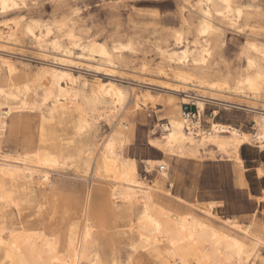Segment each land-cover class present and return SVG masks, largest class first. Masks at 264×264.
Instances as JSON below:
<instances>
[{
    "label": "bare ground",
    "instance_id": "1",
    "mask_svg": "<svg viewBox=\"0 0 264 264\" xmlns=\"http://www.w3.org/2000/svg\"><path fill=\"white\" fill-rule=\"evenodd\" d=\"M30 1L36 0H0V264H264L256 219L244 224L223 218L215 212L222 203L191 202L165 189L170 158L205 155L234 162L239 184L248 187L241 149L264 150V44L246 42L245 71L233 82L211 71L224 26L239 28L245 6L239 0H184L183 11L197 19L184 16L174 41L156 44L160 63L127 64L126 72L125 52L143 44L126 39L110 48L83 33L73 18L7 17ZM23 36L40 52L36 71L14 56ZM84 66L112 78L91 79L77 71ZM154 74L179 96L159 104L150 87L127 81L152 85ZM208 102L255 113L254 131L215 121L218 109L204 126ZM150 104L160 105L167 120L149 138L165 156L144 160L147 173L157 172L152 182L142 177L138 159L126 154L137 116ZM184 104L197 106L200 118L191 121ZM102 121L112 130L99 139ZM9 144L15 148L6 149ZM65 169L88 182L84 204L53 180ZM258 174L264 177L263 167ZM123 246L129 247L125 257Z\"/></svg>",
    "mask_w": 264,
    "mask_h": 264
},
{
    "label": "rangeland",
    "instance_id": "2",
    "mask_svg": "<svg viewBox=\"0 0 264 264\" xmlns=\"http://www.w3.org/2000/svg\"><path fill=\"white\" fill-rule=\"evenodd\" d=\"M30 2L31 4L29 3L22 10L11 12L7 17L12 18L21 14L26 15L28 18L40 17L49 21L73 18L78 22V26L83 33L86 32L87 36L106 43L110 48L115 41L122 40L126 42V39L127 41L134 39L140 45L143 44L138 46L137 51L134 53L125 52L124 63H121V68L126 72H128L127 64H133L134 66L137 64L136 67H140L143 62L151 61L150 63L153 66L160 63L161 58L157 55L156 44L158 42L165 44V41H174L173 34L182 29L184 16L191 17L194 20L197 19V15L192 14L190 10L183 11L184 0H36ZM239 2L245 6L246 15L239 28L224 26L225 33L220 39L224 43L213 61L214 64L211 66L213 73L229 76L232 82L235 77L245 71L246 59L242 53L246 42L257 40L264 44V0H239ZM60 3L62 4L60 5ZM74 11H77V13L74 14ZM6 31L11 32V29L9 28ZM22 39L24 41L23 46L22 48H16L14 56L22 58L30 64L33 71H36L42 64L40 52L29 43L26 37L23 36ZM142 49H144V52ZM77 69V71H82L91 79L96 77L102 79L112 78L87 66ZM128 78L127 81H131L132 86L150 87L154 94L158 96L157 103L159 104H167L170 97L179 96L175 91L164 89L161 86V81L160 84L158 81L163 78L157 76V74L150 76L152 81L149 82H152V85L141 84L142 86H139V82L133 80L134 78ZM259 106H262V102L259 103ZM150 107L152 108L146 111L144 115L139 114L137 116L135 122L136 144L132 146L131 150L128 149L126 154L139 158V169L142 177L148 178L152 182L156 178L157 172L147 173L146 165L140 158L156 151L148 142L150 135L157 124L165 123L167 120L163 119L164 112L159 111L161 109L160 105L157 106L160 109L153 108V104H150ZM215 109L219 110L218 116L214 118L215 121L233 124L245 131H254L253 117L255 113L237 106L226 109L223 105L211 102L206 105L203 117L204 126H209L207 117L212 116ZM111 130L112 126L102 121L98 133L99 139L108 135ZM159 132L160 135L162 131ZM11 148H15V145L9 144L6 147V149ZM225 159L227 158L219 160L208 155L193 160L172 157L169 159L171 164L170 178L173 182L177 181L178 185H182L184 188L190 187L192 183L201 178L206 187L210 186L209 188H212L214 182L218 183L221 186L220 192L226 194L228 185L230 186L232 182L233 168L237 169V167L234 162L232 164L228 162V159V161H224ZM67 170L54 172L53 180L58 181L68 190L67 193L72 195L76 201L75 203H78V205L84 204L88 182L86 181V184H84L72 169ZM169 182L170 180L166 182L165 189H170L167 187ZM258 224L256 230L264 237V228L260 226L264 223L258 221ZM122 248L125 257L129 247L123 246Z\"/></svg>",
    "mask_w": 264,
    "mask_h": 264
},
{
    "label": "crops",
    "instance_id": "3",
    "mask_svg": "<svg viewBox=\"0 0 264 264\" xmlns=\"http://www.w3.org/2000/svg\"><path fill=\"white\" fill-rule=\"evenodd\" d=\"M135 142L136 137L132 146L136 144ZM132 146L129 150H131ZM241 155L245 161L244 176L248 187H242L239 184L237 169L235 168H233L232 182L230 186L228 185V192L226 194L220 192L221 186L218 183L214 182L212 188H209L210 186L206 187V184L201 178L186 188L182 185L179 186L177 181L173 182L170 180L167 187L175 195L181 196L191 202L208 203L214 201L222 203L220 207L215 208V212L223 216V218H237L244 224H250L255 219L264 223V177H260L258 174V168H264V150L256 145H245L241 149ZM132 157L137 158L139 164V158L137 156ZM164 157L163 152L156 149L153 153H148L140 159L143 162L145 159H162ZM224 161L228 160L225 159ZM231 163L233 164V162ZM171 182H173V185Z\"/></svg>",
    "mask_w": 264,
    "mask_h": 264
},
{
    "label": "built area",
    "instance_id": "4",
    "mask_svg": "<svg viewBox=\"0 0 264 264\" xmlns=\"http://www.w3.org/2000/svg\"><path fill=\"white\" fill-rule=\"evenodd\" d=\"M195 107V108H194ZM183 111L184 114L191 120H197L198 118H200V112L199 109L197 108V106L193 105V104H184L183 105Z\"/></svg>",
    "mask_w": 264,
    "mask_h": 264
}]
</instances>
